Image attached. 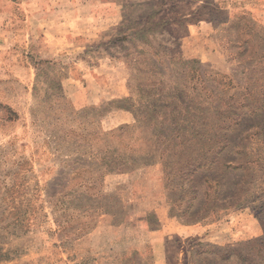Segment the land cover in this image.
Listing matches in <instances>:
<instances>
[{"label":"rangeland","instance_id":"rangeland-1","mask_svg":"<svg viewBox=\"0 0 264 264\" xmlns=\"http://www.w3.org/2000/svg\"><path fill=\"white\" fill-rule=\"evenodd\" d=\"M186 260L264 264V0H0V264Z\"/></svg>","mask_w":264,"mask_h":264},{"label":"trees","instance_id":"trees-1","mask_svg":"<svg viewBox=\"0 0 264 264\" xmlns=\"http://www.w3.org/2000/svg\"><path fill=\"white\" fill-rule=\"evenodd\" d=\"M216 249H219V251H220V248H219V247H215L214 250H216ZM227 250H228V252H227V253L225 252L226 258L230 257V254H231L232 250H235V248L230 247V248L224 249V251H227ZM238 256H240V255H238ZM244 260H245V259H244ZM186 263H187V264H190V263L188 262V260H186ZM195 264H200V263L197 262V263H195Z\"/></svg>","mask_w":264,"mask_h":264}]
</instances>
